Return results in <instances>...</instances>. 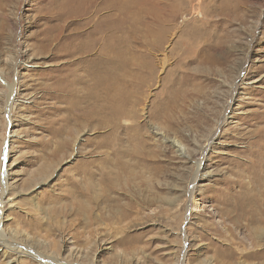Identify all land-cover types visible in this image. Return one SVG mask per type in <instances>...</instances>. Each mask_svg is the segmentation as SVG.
I'll list each match as a JSON object with an SVG mask.
<instances>
[{
  "label": "rangeland",
  "instance_id": "rangeland-1",
  "mask_svg": "<svg viewBox=\"0 0 264 264\" xmlns=\"http://www.w3.org/2000/svg\"><path fill=\"white\" fill-rule=\"evenodd\" d=\"M117 142L150 152L155 196L112 192L133 213L90 226L89 164ZM263 171L264 0H0V224L27 252L0 264H264L229 219Z\"/></svg>",
  "mask_w": 264,
  "mask_h": 264
},
{
  "label": "bare ground",
  "instance_id": "bare-ground-1",
  "mask_svg": "<svg viewBox=\"0 0 264 264\" xmlns=\"http://www.w3.org/2000/svg\"><path fill=\"white\" fill-rule=\"evenodd\" d=\"M87 11V10H86ZM73 24V23H72ZM71 25V24H70ZM71 37V36H70ZM100 44V43H99ZM97 46V45H96ZM78 47V46H77ZM56 48V47H55ZM59 48V47H58ZM61 49V48H60ZM72 49V48H71ZM75 49V47H74ZM59 50V49H58ZM79 50V48H78ZM83 50V49H82ZM101 50V49H100ZM68 52V51H67ZM137 52V51H136ZM56 53V52H55ZM69 53V52H68ZM71 53V52H70ZM54 54V53H53ZM58 54V53H57ZM88 54V53H87ZM90 54V53H89ZM147 54V53H146ZM85 55V54H84ZM103 55V54H102ZM54 56V55H53ZM69 56V55H68ZM76 56V55H75ZM52 57V56H51ZM50 57V58H51ZM104 57V56H103ZM54 59V58H52ZM74 61V60H73ZM81 63V62H80ZM77 66V65H76ZM71 68V67H70ZM69 68V69H70ZM89 69V68H88ZM75 70V69H74ZM79 70V69H78ZM72 71V70H71ZM82 71V70H81ZM79 72V71H78ZM102 72V71H101ZM71 73V72H70ZM79 75V74H78ZM103 75V74H102ZM75 76V74H74ZM82 76V75H81ZM72 77V76H71ZM77 77V76H76ZM105 78V77H104ZM71 79V78H70ZM87 79V78H86ZM85 80V79H84ZM101 83V82H100ZM82 85V84H81ZM90 85V84H89ZM71 87V86H70ZM69 87V88H70ZM79 87V86H78ZM81 87V86H80ZM93 87V85H92ZM86 88V87H85ZM94 88V87H93ZM98 88V87H97ZM73 89V87H72ZM78 89V88H77ZM88 89V88H87ZM90 89V88H89ZM96 89V88H94ZM79 90V89H78ZM82 90V89H81ZM98 90V89H97ZM100 90V89H99ZM73 91V90H72ZM84 91V89H83ZM69 92L70 89H69ZM77 92V91H75ZM80 93V92H79ZM94 93V92H93ZM86 94H88L86 92ZM92 95V94H91ZM90 95V96H91ZM93 95H96L93 94ZM92 95V96H93ZM13 96V95H11ZM88 96V95H87ZM99 96V95H98ZM191 96V95H190ZM68 97V96H67ZM91 98V97H90ZM74 99V98H73ZM100 99V98H99ZM42 100V99H41ZM76 100V99H75ZM190 100V99H189ZM79 101V100H78ZM83 101V100H82ZM81 101V102H82ZM68 103V102H67ZM83 103V102H82ZM86 103V102H84ZM91 103V102H90ZM97 104V103H96ZM79 105V104H78ZM88 106V105H87ZM66 109V108H65ZM81 112V111H80ZM83 112V111H82ZM79 116V115H77ZM71 117V116H70ZM62 122V121H61ZM136 140L133 139V142ZM144 145V147L147 146L146 142H140ZM132 146V145H131ZM134 146V145H133ZM137 146V145H136ZM142 146V145H141ZM177 146V145H176ZM106 147V146H105ZM109 151L105 153V155L99 159H96L92 162H90L89 166L90 167H96L98 170V173H92V172H88L87 177H86V186L87 189L85 191V195L87 197V200H89L88 202L85 200V202H87V204L85 205H81L80 203V209H78L77 213L78 215H86L88 218L85 219V222L87 224H89L90 226L93 224V222L99 221H107L110 222V226H112V224H114L115 222H122L123 220L129 218L131 216V214L134 211V206L133 205H124V206H118L116 205L117 209H115L114 206H111V202L114 201L115 204H117L115 201L118 202L119 198H115L113 199L111 197V193L117 191V195L120 197L125 196L126 198H129L130 196L128 194H136L139 195V199L141 200V204L142 206H150L153 200V192H152V188H150L149 186V182L147 181V178L143 177L144 175H141L140 173L138 174L136 171V168L140 165H145L146 163H149V159H148V153L150 152H143V154H138L136 152V149H129V147H125L123 146L121 143L117 142V143H111L109 146ZM143 147V146H142ZM178 152L181 151V153H183L182 148H180L181 146L178 145ZM140 149V147H139ZM138 151V150H137ZM149 151V150H148ZM66 156V155H65ZM63 158V157H62ZM59 163V162H58ZM57 163V164H58ZM89 163V162H87ZM45 164V163H44ZM55 165V164H54ZM54 165L53 162L49 163L46 167H44L39 174H45V175H49L53 170H54ZM201 164H197V170H196V174L194 177V184L196 182V180L199 177V168H200ZM138 170V169H137ZM55 171V170H54ZM91 171V170H90ZM264 172V171H263ZM142 178H144L145 181H141V183L143 185H145L144 190H139L137 189V187L132 186L133 183L141 176ZM99 176V180L97 179V181L99 183H95L93 181V179L96 180V177ZM43 178V177H42ZM259 178V177H258ZM257 178V179H258ZM69 180V179H68ZM264 180V179H263ZM84 183V182H83ZM259 183V182H258ZM262 184V183H261ZM77 185V184H76ZM85 185V184H84ZM102 185L104 186L103 189H101ZM53 186V185H52ZM80 187V186H79ZM86 188V187H85ZM250 188V187H249ZM259 188H261L262 190H260L261 192H258L257 194L253 195L251 193L254 192H243L242 194V198H240V202L236 203V207L234 208L233 206V211L230 212L229 214V219L232 221H235L236 223H234L236 226H238L240 229L243 230V234H244V239L246 240H252L251 243V247L252 249H255L254 251V255L260 254L259 257H261L262 259H264V183L262 184V186H260ZM80 189V188H79ZM81 190V189H80ZM83 190V188H82ZM194 190V189H193ZM5 191V190H4ZM73 191V190H72ZM69 192V191H68ZM192 192V193H191ZM191 194H193V191L191 190ZM257 192V191H256ZM115 194V195H116ZM64 195V194H63ZM74 195V194H73ZM114 195V194H112ZM194 195V194H193ZM155 196V195H154ZM241 196V195H240ZM133 197V196H132ZM131 197V198H132ZM135 197V196H134ZM130 198V199H131ZM124 199V197H123ZM125 200V199H124ZM159 200V199H158ZM162 200V199H161ZM121 201V200H120ZM84 202V203H85ZM122 202V201H121ZM58 204V203H57ZM72 204V203H71ZM94 204V206H93ZM139 204V203H138ZM140 205V204H139ZM198 209V206H195ZM55 208V207H54ZM54 208L52 210H54ZM74 209V208H73ZM95 209H100L101 211H106L107 213H103L102 212V216L98 215V213H94ZM110 209V210H108ZM51 210V209H50ZM56 210V209H55ZM139 210V209H138ZM229 210V209H228ZM63 212V211H62ZM138 212V211H137ZM55 213V212H54ZM100 213V212H99ZM51 214V213H50ZM49 214V215H50ZM58 214V213H57ZM84 214V215H83ZM135 214V213H134ZM228 214V213H226ZM55 215V214H54ZM56 216V215H55ZM227 216V215H226ZM134 218V217H133ZM1 223V221H0ZM103 223V222H102ZM118 225V224H117ZM120 225V224H119ZM115 226V225H113ZM234 226V225H233ZM108 227V225H107ZM106 227V228H107ZM109 228V227H108ZM107 228V229H108ZM111 228V227H110ZM103 229L104 232H108L111 229ZM113 229V227H112ZM217 229V228H215ZM113 231V230H112ZM116 231V230H115ZM225 231V230H224ZM77 234V233H76ZM226 234V233H225ZM72 235V234H71ZM79 235V233H78ZM82 235H84L85 238L88 239H92V238H97V236H104L101 234V232H99V229H91V230H87L84 233H82ZM114 235V234H113ZM117 235V232H116ZM220 236V235H219ZM78 237V236H77ZM5 234L3 233L1 224H0V247L3 246V248H5L4 245H6L4 242L5 240ZM93 240V239H92ZM91 240V241H92ZM100 240V239H99ZM185 241V240H184ZM187 244V243H186ZM231 245V244H230ZM21 248V247H20ZM7 249V248H5ZM231 246L229 248V254H228V261H223L220 264H234V261L231 262L230 259H234L235 255L237 252H234L233 250H231ZM243 249V248H242ZM7 250H11L7 249ZM1 251H3V249H1ZM5 251V250H4ZM13 253L16 252V254H27L26 249L21 248V251L19 250H11ZM6 252V251H5ZM4 252V253H5ZM8 252V251H7ZM253 254V253H252ZM251 254V255H252ZM89 255V254H87ZM249 254H247L248 256ZM4 256V254H3ZM90 256V255H89ZM185 256V255H184ZM35 257V256H34ZM255 257V256H254ZM95 255H93L91 258L90 257H86V260L89 259L90 262L86 263V264H98L97 260L95 259ZM39 259H41V257H39ZM121 260V264H128L129 262L126 260V258H120ZM52 260L53 262L55 261L56 264H67L64 263L65 261H61L58 262V259ZM260 260V259H259ZM51 260L48 262L46 260H40L41 264H50L53 263ZM113 262V260H111ZM115 261V259H114ZM131 261V260H130ZM84 262V261H83ZM119 261H117L118 263ZM53 263V264H55ZM264 263V262H263ZM75 264V263H74ZM78 264V263H77ZM100 264V263H99ZM104 264V263H103ZM237 264V263H236Z\"/></svg>",
  "mask_w": 264,
  "mask_h": 264
}]
</instances>
